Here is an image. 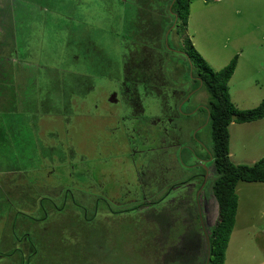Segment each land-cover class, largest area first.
<instances>
[{
    "label": "rangeland",
    "instance_id": "1",
    "mask_svg": "<svg viewBox=\"0 0 264 264\" xmlns=\"http://www.w3.org/2000/svg\"><path fill=\"white\" fill-rule=\"evenodd\" d=\"M169 1L0 0V200L3 202L0 213L1 209L5 210L2 214H8L9 223L5 221L1 227L0 217V239L4 230H11L12 216L20 214V218L37 220V224L33 223L36 224V234L48 228L53 235L52 227L57 223L60 228H64V224L70 234L65 236L68 237L66 246L59 242L49 245L37 257L36 264L201 262L206 241L202 229V233L197 231L194 204L199 190L198 202L207 235L206 229L217 218V208L212 189L214 172L210 164L213 148L211 127L205 112L198 109L206 107L208 95L200 85L186 83L183 86L188 93H185V98L179 93L181 89L175 87V96L183 98L179 114L193 110V117L180 116L173 122L176 128L172 130L171 143L164 136L156 145L157 136L145 140L140 138L144 136H139V130L132 129L136 134L132 139L133 145L137 149L144 147L142 155L133 157L135 168L131 167L134 169L131 174L136 171L140 174L141 185H134V179L128 178L129 175L124 178L123 174L130 170L128 165L122 172L118 167L121 174L116 176V181L121 189L127 180L130 184L128 196L133 197L127 199L126 208L139 201L136 199L139 189H142L146 201L155 203L144 213H121L125 206L116 205L119 203L115 201L119 187L115 186L118 189L109 190L114 201L104 203L97 193L70 190L64 199L53 195L56 198L54 207L61 208L56 214L42 216L39 214L43 212L41 209L33 215L36 213L33 207H39L41 200L40 204L45 206L47 197L41 189H32L42 188L50 196L55 185L46 177L49 175L47 172L39 176L33 171L40 160L35 155L33 157L31 152L36 154L35 146L29 147V144L37 143L41 156L45 135L30 126L26 117L18 118L24 115L23 112L38 115L37 106L41 102L49 103L45 99L49 92L55 97L56 93L67 88L68 96L71 89L84 91L83 103L78 104L77 110L65 105L72 124L77 121L74 126L82 124L78 123V112L85 118L112 114L110 112H115L116 106L109 103L112 102L110 96L106 100L105 95L97 93L99 87L95 89L94 82L104 78L103 82L109 83L119 69H128L131 73L132 65L141 66L146 72L156 69L165 77L166 83L179 86L180 78H183L179 71L187 68L186 56L179 58L173 53V59L176 57L182 62L180 70L175 69L178 64L173 67L172 61L166 62L161 69L160 55L156 56L150 47L147 48L144 38H140L137 32L140 30L136 24L139 10L151 14L147 19H140V23L147 27L144 35L160 25L158 34L162 40L158 48L177 49L181 46L185 49V46L192 45L213 71H219L241 53L243 57L241 61L239 57L228 83L230 100L238 110L257 107L264 99V0H188L185 24L173 22L168 13ZM81 2L83 4L79 5ZM103 82L101 84L105 86ZM93 89L95 93L92 94ZM34 95L38 96L34 98ZM72 100L70 96L71 103ZM50 104L54 108L58 99H52ZM42 126L45 127L44 123ZM229 133L232 163L252 165L264 157V119L246 124L232 123ZM145 167L147 169L143 172ZM205 171L207 174L202 180L199 175ZM97 174L105 173L98 171ZM99 182L104 184L106 180L101 177ZM35 183L37 185L32 186ZM174 184L176 186L172 190ZM19 185L27 190L19 193ZM168 192V198L156 203ZM236 194V221L224 253V264H264V184L239 182ZM50 219L55 223L52 227ZM183 223L194 230V237L188 231V239L176 252H167L165 245L170 228ZM7 238L0 241V252L6 253L11 249V238L8 244ZM30 239L35 243L34 237L30 236ZM139 247L145 248L146 259L141 256ZM4 262L11 261L0 260V264Z\"/></svg>",
    "mask_w": 264,
    "mask_h": 264
},
{
    "label": "flooded vegetation",
    "instance_id": "2",
    "mask_svg": "<svg viewBox=\"0 0 264 264\" xmlns=\"http://www.w3.org/2000/svg\"><path fill=\"white\" fill-rule=\"evenodd\" d=\"M89 1V0H86ZM95 3V1H93ZM83 4L81 2L79 5ZM142 7V5H140ZM144 8V7H142ZM150 13L144 12L142 10H139L137 13V21L136 24H138V33L140 38H144L143 42L146 43L147 48L150 47L152 51L155 52V55H160V59H162L163 65L161 64V69H163V66L166 62L172 61L173 67L177 65L175 68L176 70H180L182 66V62L179 60L173 59L175 55L173 53L177 54L179 58L181 56H185V54L179 50V48L174 49H168L164 48H158V45L160 41L162 40L160 38V34H158L159 26L154 27L155 30L149 29L150 33L148 35H144L146 26L143 23H140L141 18H146L150 16ZM98 17H101L98 15ZM154 18V17H152ZM151 18V19H152ZM135 26V25H134ZM42 39V38H41ZM77 44V43H73ZM163 45V44H162ZM73 47H76L77 45H72ZM157 47V48H156ZM31 48V47H30ZM134 50V49H133ZM151 59V57H150ZM176 62V63H175ZM120 67V66H119ZM118 67V69H119ZM131 67V66H130ZM158 67V66H156ZM123 68V67H122ZM129 68V67H127ZM131 73H129L128 69H119L113 76L112 80L109 81V83H105L104 78H101L99 82L95 81L96 87H99L97 89V93L102 96L107 97L110 96L113 105L116 106L115 112H110L112 114L109 115H103V116H95L91 118H85L82 116V113L78 112L79 119L78 123H82L83 120L89 119L93 122V125H99L102 123L104 125L103 131H105L104 137L107 136L108 141H101L96 143L95 148H93V151H90L88 154H83L81 150V141L75 140L74 137H69V135H74L73 133H69L71 130H78L81 128V126H74V124H77V121H74V124H72L70 118H68V113H66V107L65 105L68 104L70 108L73 110L78 109V104L83 103V92L77 89H71L70 93L73 98L72 103L69 101L70 96L66 94V92L69 90L63 89L60 93H56V98L49 95L45 98L49 103L43 104L42 102L37 106L38 112H42V114L33 115L29 114L27 112H23L24 115L18 118L26 117L29 120V125L32 126L34 129H38L40 133L42 132L45 136L43 137V146H44V152L41 156L40 154V147L37 145V143L31 142L29 144V147L35 146L36 154L32 151L31 154L37 156L40 160V163L33 169L35 173H37L39 176L43 175L44 172H47L46 175L47 178L50 179L52 184H54V190H58L59 192H52V195H48L46 192L43 191L42 188H33L32 186H36L37 184H33L30 189L33 191L41 189L43 193H45L46 197L44 200L47 201L45 206L40 204L41 200L38 204L39 207L35 206L32 210H36V213L33 215H37L39 213V210H43L41 214L43 215H53L56 214L61 208L54 207V201L55 195L59 196L64 199V196L67 192L70 190H76L78 192H83V190H87L92 193H97L102 197V200L104 203L106 201L111 200L114 201L112 195L110 194L108 183L111 182L112 186H114V189H118L116 187H119L118 190H116L117 195L115 201H119V203L116 202V205L124 204L125 210L121 213H125V211H128L132 209L133 207L137 208V212L140 211L144 213L147 209L152 208L155 203H149L146 201V196L142 195L143 191L142 189L138 190L139 197H136V199H139V201L132 206L131 208H126L127 206V199L130 197H133L132 195L128 196V187L129 182L127 180V184L124 187V189H121L120 184L116 181V176L119 173L117 171L118 167L121 168V172L123 169H126V165L130 168L127 169V173L123 174L124 178H132L134 179V185L140 184L139 177L140 174L138 171L134 173V169H131V167L135 168V164L133 163V157L140 156V154H143L144 147L141 146L138 149L133 145V138L134 134L132 129L139 130V136H144L140 138H144L145 140H148L149 137H153L154 135L158 137V141L156 145H158L159 141L163 139L165 136L168 140H170V143L172 142V130L175 127V123L177 119H179L180 116L189 117L192 118L193 110L181 112L180 108V102L183 101V98L187 96V91L183 88V86L186 83H195V77L193 78L191 76V73L187 75L186 70L179 71V74L183 75V78H180L179 86H173L169 83L165 82V77H162V73L158 74L156 69H150L146 72V70H142L141 66H134L132 65ZM142 70V71H141ZM192 72V70H191ZM184 76L186 78H184ZM93 80V78H92ZM104 83L102 85L101 83ZM80 83V82H79ZM81 85V83H80ZM94 86V85H93ZM92 86V87H93ZM175 87H178L181 89L179 92L180 95L183 97H177L175 96ZM196 87V86H195ZM201 87V86H200ZM76 91V92H75ZM92 94L95 93V90L93 89ZM189 92V90H188ZM187 93V94H185ZM34 95L33 97L35 98ZM33 97H31L32 100ZM52 99H58V105L52 108L50 106ZM181 99V100H180ZM31 100V101H32ZM93 100V99H92ZM32 105V102H30ZM90 104H93L92 101ZM33 106V105H32ZM117 109V110H116ZM201 109V108H198ZM197 109V110H198ZM22 114V113H20ZM17 115L14 117L16 118ZM9 118V117H8ZM78 118V116L76 117ZM45 119V120H43ZM42 121V122H41ZM42 123H44L45 127L42 126ZM62 125V129L58 126ZM176 128V127H175ZM154 132V133H153ZM97 136H101L96 133L95 139H97ZM154 136V137H155ZM112 141L113 145H112ZM110 142V143H109ZM140 143V145H142ZM109 145V146H107ZM102 146H107V148L110 150L109 152H100L98 149ZM99 147V148H98ZM31 149V148H30ZM104 154L105 156H110L108 159H102L100 162V166L97 165V160H100V155ZM91 156V158H88ZM112 160L115 161V165L110 169L108 174L104 175H98L97 172L100 171L99 169H103V167L108 164V162ZM147 167H145L144 170H146ZM102 172V171H101ZM100 173V172H99ZM131 174V175H130ZM207 174V171L205 173L199 175L201 179H205V176ZM105 178L106 182L104 184H101L99 182L100 178ZM113 178V179H112ZM84 181H86V184H84ZM81 182V184H80ZM30 183V182H29ZM187 183V182H186ZM185 184V183H184ZM48 185V184H47ZM44 185L43 187H45ZM116 186V187H115ZM176 185H173L171 188L172 190L175 189ZM23 189L27 190L24 186L19 185L17 191L20 193L23 191ZM113 190V189H112ZM54 195V196H53ZM67 196V195H66ZM65 196V197H66ZM140 196H144L143 198H140ZM170 196V193L168 192L165 196L162 198H158L156 203L161 202L165 197L168 198ZM36 204V203H35ZM152 204V205H151ZM196 198H195V206H196ZM56 208V209H55ZM197 208V206H196ZM135 211V212H136ZM131 212V211H130ZM128 212L127 214H130ZM98 211H96V214ZM108 213V212H107ZM132 213V212H131ZM38 214V215H39ZM111 214H117V213H111ZM126 215V214H125ZM21 214L19 216H12V226L11 228V248L8 252H6V257L0 255V259H7V260H13L17 263L28 262L36 264V261L38 260L37 257L42 254V251L45 249H41L38 251L37 246L42 245L43 239L39 242L35 240V243L32 242L30 239V236L32 234L28 231H34V226L37 224L35 218H27L23 217L20 218ZM1 217V227H3V224H5V221L8 223L7 217L8 214H0ZM53 218V217H52ZM21 219V220H20ZM26 219V220H25ZM31 221L32 223L28 222ZM36 223V224H33ZM31 234V235H30ZM35 239V238H34ZM7 242L9 243V238H7ZM39 243V244H38ZM40 253V254H37ZM25 263V264H26Z\"/></svg>",
    "mask_w": 264,
    "mask_h": 264
},
{
    "label": "trees",
    "instance_id": "3",
    "mask_svg": "<svg viewBox=\"0 0 264 264\" xmlns=\"http://www.w3.org/2000/svg\"><path fill=\"white\" fill-rule=\"evenodd\" d=\"M168 13L172 16L173 22L176 23L178 21H181L185 24L188 14V0H170L168 3ZM179 48L182 52L184 51V54L186 56L187 75H189V69H191V76L193 78L195 77V83L197 84L196 86L200 85L201 88L204 89V91L208 95L207 105L206 107H201V109L205 112L206 116L208 117V121L211 127V138L213 141V148L212 155L210 156V164L214 172L212 189L217 208V218L215 220V223L210 228L206 229L209 237L210 248V260L208 264H224V253L227 248L228 241L236 221V214L238 208L236 186L239 182L264 184V157L260 158L252 165H237L231 162L229 126L232 123L246 124L264 119V99L260 102L257 107L248 110H238L231 102L228 83L236 69L238 59L237 55H235L225 67H223L219 71H213L202 60L201 56L194 50L192 45L185 46V49H183L181 46ZM58 126L62 129V125ZM103 128L104 125L102 123H100L99 125H93V122L91 120L86 119L82 121L81 128L78 129L80 130L79 133H76L75 130L70 129L69 133H73L74 135L70 134L69 137H74L75 140L81 141V150L85 155L90 153V151H93V148H95V145L96 143H98V141H108L107 136L104 137L105 131H103ZM96 133L101 135L97 136V139H95ZM113 142L115 141H112V145ZM107 146H102L100 148L98 147V150L102 153L103 151L109 152L110 150L107 148ZM88 158H91V156H89ZM103 158L108 159L110 158V156H105L104 154L100 155V160H97V165L100 167L101 165L99 161H102ZM115 164V161L110 160L108 164L103 167V169L101 168L99 170L102 171V173L108 174L110 169ZM84 184H86V181H84ZM107 185L109 186L110 190L114 189V186H112L111 182ZM2 203L3 202H1L0 200V204ZM194 208L197 212L195 204ZM3 210L4 209H1L0 214L3 213ZM136 210L137 208L133 207L132 209L125 211V213H128L130 211L134 212ZM52 219H50L51 227L52 225H55V223L53 224L54 221L52 222ZM196 220L198 228L197 231L201 232L198 212L196 215ZM10 226H12L11 222ZM63 227L64 228H60L59 223H57V226H53V235H51V232H49L50 229L48 230V228H46L47 230H42L37 234L34 231L28 232L32 234V237H34L37 242H39L40 239H43L42 245H40L41 249L47 248L49 245H54V243L56 242H59L60 245L66 246V238L68 237L65 236L66 234H70L64 224ZM59 229L60 231L55 234V232H57ZM170 229L171 230L168 234L169 237L168 239H166L168 241L165 245L166 249H168L167 252L169 250L170 252H176V250L182 245V243H184L188 239V231L194 237V230H192V228H188L185 223L176 226L174 225ZM7 236L8 238H11V230H4L3 236L1 237L0 241H2L3 238ZM169 239H171L170 243ZM3 243L6 242L3 241ZM171 243L172 245L169 246ZM205 245L202 251V259L200 260L201 262H199V264H205L206 262L207 246ZM141 247H143L142 244ZM141 247H139V249H141ZM156 247H158L157 244ZM37 249L38 251L40 250L39 246H37ZM5 254L2 251L0 252V255L6 257ZM140 254L143 258H147L145 248L141 249ZM3 258H1L0 260H7ZM7 261L11 262H4L3 264L26 263L23 261H21L20 263H17L13 260ZM59 261H61V259H59ZM169 262H172V259ZM26 264H28V262Z\"/></svg>",
    "mask_w": 264,
    "mask_h": 264
},
{
    "label": "water",
    "instance_id": "4",
    "mask_svg": "<svg viewBox=\"0 0 264 264\" xmlns=\"http://www.w3.org/2000/svg\"><path fill=\"white\" fill-rule=\"evenodd\" d=\"M199 192H200V190H199ZM199 192L196 194V202H197L196 206H197L198 218H199V222H200V225H201V229H202L203 234L205 235L206 246H207V254H206V262H205V264H208L209 260H210L209 237L205 233V228H204V225H203L200 204L198 202L199 201Z\"/></svg>",
    "mask_w": 264,
    "mask_h": 264
},
{
    "label": "crops",
    "instance_id": "5",
    "mask_svg": "<svg viewBox=\"0 0 264 264\" xmlns=\"http://www.w3.org/2000/svg\"><path fill=\"white\" fill-rule=\"evenodd\" d=\"M214 1V0H213ZM220 1H222V0H219V1H214V2H220ZM238 12V11H237ZM239 57H240V61H241V59H242V57H243V55L240 53H238V59H237V65H238V62H239ZM237 65H236V68H237ZM235 72V71H234ZM231 80V79H230ZM230 82V81H229Z\"/></svg>",
    "mask_w": 264,
    "mask_h": 264
},
{
    "label": "built area",
    "instance_id": "6",
    "mask_svg": "<svg viewBox=\"0 0 264 264\" xmlns=\"http://www.w3.org/2000/svg\"><path fill=\"white\" fill-rule=\"evenodd\" d=\"M214 1H219V0H214Z\"/></svg>",
    "mask_w": 264,
    "mask_h": 264
},
{
    "label": "clouds",
    "instance_id": "7",
    "mask_svg": "<svg viewBox=\"0 0 264 264\" xmlns=\"http://www.w3.org/2000/svg\"><path fill=\"white\" fill-rule=\"evenodd\" d=\"M203 220V219H202ZM199 224H200V222H199ZM201 226V225H200Z\"/></svg>",
    "mask_w": 264,
    "mask_h": 264
}]
</instances>
